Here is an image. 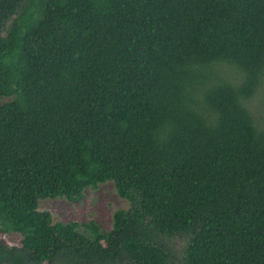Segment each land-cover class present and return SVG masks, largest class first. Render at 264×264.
Wrapping results in <instances>:
<instances>
[{"label": "trees", "instance_id": "16d2710c", "mask_svg": "<svg viewBox=\"0 0 264 264\" xmlns=\"http://www.w3.org/2000/svg\"><path fill=\"white\" fill-rule=\"evenodd\" d=\"M257 93L264 0H0V264H264ZM106 181L109 229L39 209Z\"/></svg>", "mask_w": 264, "mask_h": 264}, {"label": "rangeland", "instance_id": "374dc122", "mask_svg": "<svg viewBox=\"0 0 264 264\" xmlns=\"http://www.w3.org/2000/svg\"><path fill=\"white\" fill-rule=\"evenodd\" d=\"M4 99H0V103ZM249 109L258 123L264 124V98L260 93L250 100ZM127 203L120 198L110 181L99 184L96 188H87L83 197L77 201H68L64 198H46L39 202L40 210L51 213L53 221L68 222L95 220L105 229L110 228L111 214L117 208H125ZM0 243L10 246L20 245V234L16 232H0ZM186 238L171 239L170 247L174 256L181 259Z\"/></svg>", "mask_w": 264, "mask_h": 264}]
</instances>
